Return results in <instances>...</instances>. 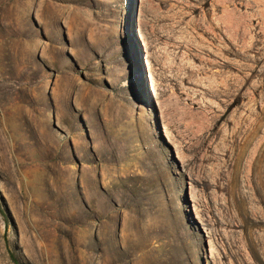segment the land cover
<instances>
[{
    "label": "rangeland",
    "instance_id": "374dc122",
    "mask_svg": "<svg viewBox=\"0 0 264 264\" xmlns=\"http://www.w3.org/2000/svg\"><path fill=\"white\" fill-rule=\"evenodd\" d=\"M0 264H264V0H0Z\"/></svg>",
    "mask_w": 264,
    "mask_h": 264
},
{
    "label": "bare ground",
    "instance_id": "6f19581e",
    "mask_svg": "<svg viewBox=\"0 0 264 264\" xmlns=\"http://www.w3.org/2000/svg\"><path fill=\"white\" fill-rule=\"evenodd\" d=\"M157 22H158V21H157ZM169 26H170V28H169V30H168V29L166 30V35H165V37H166L168 40H171V39H173V37H172L171 34L174 33V35H175V34H177V31H176V29L173 27L172 24L169 25ZM142 30H143V32L145 33V34H144V38H145L144 40H148V37H147V35H146L145 28H142ZM158 35H159V34H158ZM184 41H185V40H184ZM184 41H183V43H184ZM180 42H181V40H180ZM187 42H188V41H187ZM183 43H178V42H176V44L179 45V46H178V47H174V49H175V48H178V49H179V48H181V47H182L181 50H182V49H185V48H183V45H184ZM182 44H183V45H182ZM146 45H147V49H150V43L147 42ZM189 45H190V43H189ZM186 49H187V48H186ZM176 50H177V49H176ZM167 52H168V51H167ZM178 52H179V51H178ZM187 52H189V51H187ZM179 54H180V52H179ZM179 54H178V55H179ZM184 54H185V53H184ZM199 72L202 73V74H204V73H205V70H204V69H201V70H199Z\"/></svg>",
    "mask_w": 264,
    "mask_h": 264
},
{
    "label": "water",
    "instance_id": "95a60500",
    "mask_svg": "<svg viewBox=\"0 0 264 264\" xmlns=\"http://www.w3.org/2000/svg\"><path fill=\"white\" fill-rule=\"evenodd\" d=\"M136 17V16H135Z\"/></svg>",
    "mask_w": 264,
    "mask_h": 264
}]
</instances>
